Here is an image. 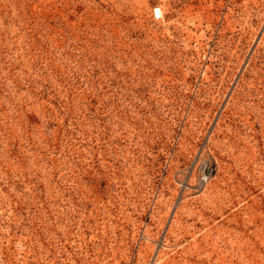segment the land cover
Segmentation results:
<instances>
[{"label":"rangeland","instance_id":"374dc122","mask_svg":"<svg viewBox=\"0 0 264 264\" xmlns=\"http://www.w3.org/2000/svg\"><path fill=\"white\" fill-rule=\"evenodd\" d=\"M0 264H264V0H0Z\"/></svg>","mask_w":264,"mask_h":264}]
</instances>
